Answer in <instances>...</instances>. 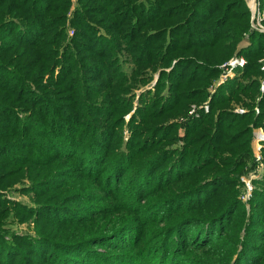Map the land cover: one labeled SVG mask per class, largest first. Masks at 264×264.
I'll return each mask as SVG.
<instances>
[{"label":"trees","instance_id":"trees-1","mask_svg":"<svg viewBox=\"0 0 264 264\" xmlns=\"http://www.w3.org/2000/svg\"><path fill=\"white\" fill-rule=\"evenodd\" d=\"M252 15L247 0H0V190L29 178L34 201L0 193V264H264V179L249 214L239 199L264 128ZM234 56L246 64L211 95Z\"/></svg>","mask_w":264,"mask_h":264},{"label":"rangeland","instance_id":"rangeland-1","mask_svg":"<svg viewBox=\"0 0 264 264\" xmlns=\"http://www.w3.org/2000/svg\"><path fill=\"white\" fill-rule=\"evenodd\" d=\"M249 7L252 11V18L254 20L253 26L255 27V24H257V20L256 17L254 16V10H255V6H256V10L259 9V5H258V0L252 2L251 0L248 1ZM70 15V14H69ZM256 28V27H255ZM73 29L71 27H69L68 29V33L69 36L73 35ZM249 44V41L247 39H245L244 41H242L241 46H247ZM123 65L125 70L130 73L131 69H132V62L129 60V58L127 56H123ZM224 64V63H223ZM220 77V76H219ZM234 77V76H233ZM159 78V73H156L154 75V79L152 81V85H155L157 79ZM232 78V77H231ZM223 83H220L219 78L217 80H215L212 84V86L210 87V94L212 95L216 89ZM151 85V86H152ZM150 86V87H151ZM149 87V88H150ZM137 92H141V90H137ZM137 93V94H139ZM211 95L208 97V99L201 103V104H197V103H193L190 105V108L188 109L187 113L185 115H181L179 117H177V115L175 116H170L168 118L172 119L170 122H177L179 124H183L186 122L187 119L192 118V117H199L200 116V112L202 111L200 108H202L205 112H208L210 110V100H211ZM138 100V96L136 97V100L134 102V110H132V112L127 113L124 116L125 122L122 125V140H123V146L125 145V142H127L131 136V131L128 127V123L130 122V119L132 117V114L135 112L136 107H137V102ZM234 110L237 112L239 109H243L246 111L245 108H243V106L238 105V104H234ZM200 109V110H199ZM257 111V109H256ZM198 112V113H197ZM240 113V112H239ZM177 117V118H175ZM175 118V119H174ZM263 128V127H254L253 128V133H252V139H251V150H252V156L253 159L251 160V164L247 167V170L240 176V181H241V185H240V195H239V199L242 201V203L245 206V209L247 211V214L250 213L251 210V205H250V200L252 198V193L253 190L256 188V182L257 181H262L264 179V147L261 149V159L258 160L257 159V150H256V144H255V132L257 131V129ZM264 130V128H263ZM182 132V131H181ZM256 151V152H255ZM251 180L252 181V185H253V190L249 196L248 199H244L243 198V194L245 193V186H246V181L245 180ZM31 180L29 178H24L22 181H19L16 183L15 187L11 190H0V193L5 194V197L11 202V203H21L23 205L26 206H34V201H33V195L28 194V193H24L21 188L26 185V186H30ZM71 183H77L78 185L79 182L77 181H72ZM97 194H99V191H97ZM35 200L37 199L36 195L34 196ZM123 208H116L113 210H110L102 219H96L91 221V224H98V223H102L105 224L106 219L108 216L113 215L114 217H120L121 213H122ZM6 228L8 230H10L11 232H14L16 235L19 236H37L36 233V223L34 221V219H30V220H26V221H20L19 219H17L16 217L11 216L8 219V223L6 224ZM150 225V223H149ZM147 225V226H149ZM156 225V229L159 228H163L164 226V221L163 223H155ZM82 228V227H81ZM81 228L79 229L80 232H86V229L83 228L81 230ZM90 229V227H87V231ZM11 237L12 235L8 234L7 237ZM76 237V236H75ZM209 248H203V249H198V253L201 256H212L210 255L211 252L208 251ZM214 253V252H213Z\"/></svg>","mask_w":264,"mask_h":264},{"label":"built area","instance_id":"built-area-1","mask_svg":"<svg viewBox=\"0 0 264 264\" xmlns=\"http://www.w3.org/2000/svg\"><path fill=\"white\" fill-rule=\"evenodd\" d=\"M255 3V2H254ZM259 5V1H258ZM254 16L256 17L257 24H255V27L257 29L263 30L264 31V25L262 24V20L264 19L263 14L260 12V9L254 10ZM246 64V59L244 56H234L227 62L221 65L222 72L219 77L220 83H224L227 81L229 78L233 77L236 73V68L238 67H243ZM262 90H264V85L261 87ZM257 109V112H259V109ZM238 112L243 113L245 110L239 109ZM255 144H256V150H257V159H261V149L264 147V130L263 128H258L257 131L255 132ZM256 152V151H255ZM246 181V186H245V193L243 194V198L246 200L249 198L252 190H253V185L252 181L245 180Z\"/></svg>","mask_w":264,"mask_h":264},{"label":"crops","instance_id":"crops-1","mask_svg":"<svg viewBox=\"0 0 264 264\" xmlns=\"http://www.w3.org/2000/svg\"><path fill=\"white\" fill-rule=\"evenodd\" d=\"M252 2L254 1V0H251ZM259 1V0H258Z\"/></svg>","mask_w":264,"mask_h":264},{"label":"water","instance_id":"water-1","mask_svg":"<svg viewBox=\"0 0 264 264\" xmlns=\"http://www.w3.org/2000/svg\"><path fill=\"white\" fill-rule=\"evenodd\" d=\"M247 1H249V0H247ZM256 0H254V2H255Z\"/></svg>","mask_w":264,"mask_h":264}]
</instances>
